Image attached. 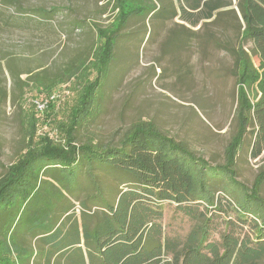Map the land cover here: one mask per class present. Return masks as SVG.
I'll use <instances>...</instances> for the list:
<instances>
[{"label":"trees","instance_id":"16d2710c","mask_svg":"<svg viewBox=\"0 0 264 264\" xmlns=\"http://www.w3.org/2000/svg\"><path fill=\"white\" fill-rule=\"evenodd\" d=\"M155 1L117 0L112 21L94 26L92 58L76 71L96 57L99 73L81 93L66 133L67 147L43 137L41 144L32 145L34 151L28 142V153L0 181V206L17 194L18 201L26 203L28 177L30 186L37 187L40 178L48 186L46 204L38 212L43 213L28 219H40L37 228L28 226L13 243L0 230V264H33L44 247L45 264H264V170L250 187L235 180V153L248 131L251 156L258 157L264 149V0H179L178 8L162 9H156ZM34 12L45 18L49 13L42 7ZM132 17H180L192 26L200 23L198 30L220 31L219 40L213 33L208 39L205 30L190 34L200 43L217 42L233 60L238 128L222 164L210 165L144 122L135 123L116 145L77 141L79 113L90 112L113 60L118 33ZM180 24L185 39L188 26ZM249 90L253 98L259 94L257 100L248 99ZM218 190L222 196L216 195ZM222 201L230 204L233 216L221 209ZM171 205L173 219L183 216L189 222L185 233L167 221Z\"/></svg>","mask_w":264,"mask_h":264},{"label":"rangeland","instance_id":"374dc122","mask_svg":"<svg viewBox=\"0 0 264 264\" xmlns=\"http://www.w3.org/2000/svg\"><path fill=\"white\" fill-rule=\"evenodd\" d=\"M155 2L156 9H162L178 8L180 1ZM116 4L117 0H0V181L22 155L37 150L32 145L41 144L43 137L67 147L66 133L81 93L99 73L96 57L76 69L92 58L94 26L109 24L118 12ZM38 7L49 11L46 18L35 15ZM180 23L188 26L185 39ZM199 24L192 26L180 17L162 21L132 17L118 33L113 60L97 88V99L89 104L90 112L79 113L77 141L116 145L135 123L144 122L210 165L222 164L238 128V85L231 56L217 42L200 43L190 34L205 30L208 39L213 33L219 40L220 31L198 30ZM177 30L181 32L173 36L182 38L174 39L171 33ZM253 61L257 62L255 57ZM247 95L250 101L259 97L253 98V90ZM251 136L248 131L235 153V180L244 187L264 170V149L253 158ZM30 183L28 177L26 203L19 202L17 194L0 206V230L8 233V243L41 221L28 219L43 213L38 212L46 204L48 186L41 178L37 187ZM230 208L222 201L221 209L233 216ZM172 209L173 205L166 209L167 221L185 233L189 222L183 216L173 219Z\"/></svg>","mask_w":264,"mask_h":264},{"label":"crops","instance_id":"0c3cea01","mask_svg":"<svg viewBox=\"0 0 264 264\" xmlns=\"http://www.w3.org/2000/svg\"><path fill=\"white\" fill-rule=\"evenodd\" d=\"M77 207H78V205H77ZM81 241H82V239H81ZM46 249L48 250L47 247L40 249L39 254L36 256V259L34 260L35 263L33 262V264H45L44 254H45Z\"/></svg>","mask_w":264,"mask_h":264}]
</instances>
